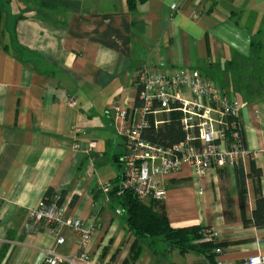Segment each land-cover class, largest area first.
Here are the masks:
<instances>
[{"label":"crops","instance_id":"crops-1","mask_svg":"<svg viewBox=\"0 0 264 264\" xmlns=\"http://www.w3.org/2000/svg\"><path fill=\"white\" fill-rule=\"evenodd\" d=\"M42 1L49 4L46 14L0 0V264H41L48 250L75 254L74 233L62 228L65 242L57 245L48 227L28 218L48 190L63 195L68 217L85 227L94 223L91 257L125 264L133 238L101 190L122 173L123 139L112 105H135V79L144 68L197 70L242 105L245 147L260 150L264 0ZM11 3L14 12L5 9ZM75 143L91 151H75ZM110 163L120 171L108 178ZM165 185L161 204L170 226L213 232L221 252L214 264L264 254V227L251 221L255 192L264 199L263 162L213 170L199 183L184 167ZM179 263L211 264L194 253L171 251L161 258L145 245L135 262Z\"/></svg>","mask_w":264,"mask_h":264},{"label":"built area","instance_id":"built-area-1","mask_svg":"<svg viewBox=\"0 0 264 264\" xmlns=\"http://www.w3.org/2000/svg\"><path fill=\"white\" fill-rule=\"evenodd\" d=\"M171 9L175 12L176 6L172 5ZM135 86V105L111 107L123 139L122 173L116 184L101 187L106 202L115 189L118 197L129 192L142 202L160 203L166 194L165 179L184 167L199 183L213 170L234 168L246 161L264 163V139L258 151L245 147L240 121L242 105L199 71L179 69L168 73L144 68L138 73ZM174 113L178 114L183 140L168 147L151 142L146 137L148 131H158L169 124ZM74 131L81 133L78 129ZM73 149L86 155L91 151L90 147L82 148L78 143ZM67 210L63 201L60 202V195L54 194L49 203L42 201L28 212L33 224L49 228L57 245L65 242L60 236L62 228L70 230L77 238L74 255L63 256L48 250L41 264H109L99 262L89 253L94 223L85 227L81 219L68 217ZM116 213L121 214V211L116 210ZM206 236L216 242L213 232L208 231ZM220 253L219 248L213 252L214 255ZM239 264H264V254L251 256Z\"/></svg>","mask_w":264,"mask_h":264},{"label":"trees","instance_id":"trees-1","mask_svg":"<svg viewBox=\"0 0 264 264\" xmlns=\"http://www.w3.org/2000/svg\"><path fill=\"white\" fill-rule=\"evenodd\" d=\"M131 0H129V6ZM49 7V6H48ZM1 22V20H0ZM14 42V41H13ZM5 50L8 49L4 46ZM14 50L22 52L20 48L13 47ZM146 137L153 143L162 146H172L183 140V132L178 123V114H171L170 123L158 131L149 130ZM116 184V183H114ZM114 189L109 193L110 200L114 201L125 219L127 233L133 238L130 246L128 258L125 264H135L140 257L142 247L145 245L153 255L165 257L171 251L180 254L194 253L204 257L211 264H214V250L220 245L207 239L208 231L205 228L192 226L187 228H173L170 226L165 210L160 203L142 202L131 193L125 192L121 196H116ZM239 201L241 204V215L244 219V203L246 195L244 186L239 184ZM256 208L252 213L251 221L256 228L264 227V199L259 190L256 192ZM53 190H48L43 197V202L49 203ZM63 195H60V202ZM162 249V250H161Z\"/></svg>","mask_w":264,"mask_h":264},{"label":"rangeland","instance_id":"rangeland-1","mask_svg":"<svg viewBox=\"0 0 264 264\" xmlns=\"http://www.w3.org/2000/svg\"><path fill=\"white\" fill-rule=\"evenodd\" d=\"M18 2H20V4H18ZM12 3L9 6H7L5 9L9 10V8H10L14 12L15 11L14 5H13L14 3L13 4ZM17 4L19 6H22L26 10L34 11L35 13H41V14H46L45 13L46 11H44V7L45 6H49V4L47 2H44L42 0H17ZM3 10H4V7H2L0 5V12L3 13ZM0 33H2V28H0ZM106 166L107 167H106L104 172H105L106 177H108V178L111 177V176L113 177V175L116 176V172L114 170L120 171V169L118 168L117 164L110 163V164H108ZM173 263H175V262H173Z\"/></svg>","mask_w":264,"mask_h":264}]
</instances>
